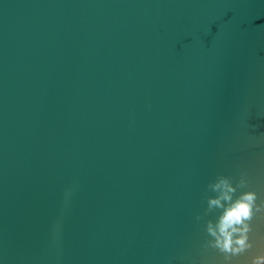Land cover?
<instances>
[{
  "label": "water",
  "instance_id": "water-1",
  "mask_svg": "<svg viewBox=\"0 0 264 264\" xmlns=\"http://www.w3.org/2000/svg\"><path fill=\"white\" fill-rule=\"evenodd\" d=\"M240 171L264 197V0H0V264H222L195 216Z\"/></svg>",
  "mask_w": 264,
  "mask_h": 264
},
{
  "label": "clouds",
  "instance_id": "clouds-1",
  "mask_svg": "<svg viewBox=\"0 0 264 264\" xmlns=\"http://www.w3.org/2000/svg\"><path fill=\"white\" fill-rule=\"evenodd\" d=\"M203 199V215L195 219L213 213L215 218L204 220L206 237L201 248L218 253L222 264H237L236 258L256 248L254 220L264 216V197L251 188L248 173L240 171L238 178L217 174L207 183ZM247 264H264V247L250 255Z\"/></svg>",
  "mask_w": 264,
  "mask_h": 264
}]
</instances>
